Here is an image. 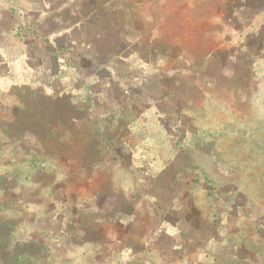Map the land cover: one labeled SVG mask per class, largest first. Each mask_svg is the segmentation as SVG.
I'll list each match as a JSON object with an SVG mask.
<instances>
[{
  "label": "rangeland",
  "instance_id": "374dc122",
  "mask_svg": "<svg viewBox=\"0 0 264 264\" xmlns=\"http://www.w3.org/2000/svg\"><path fill=\"white\" fill-rule=\"evenodd\" d=\"M219 9L0 0V264H264V61Z\"/></svg>",
  "mask_w": 264,
  "mask_h": 264
},
{
  "label": "crops",
  "instance_id": "0c3cea01",
  "mask_svg": "<svg viewBox=\"0 0 264 264\" xmlns=\"http://www.w3.org/2000/svg\"><path fill=\"white\" fill-rule=\"evenodd\" d=\"M225 6L230 17L224 16ZM219 8L220 26L232 32L228 46L238 52L247 48V61L252 64L264 61V0H219Z\"/></svg>",
  "mask_w": 264,
  "mask_h": 264
},
{
  "label": "trees",
  "instance_id": "16d2710c",
  "mask_svg": "<svg viewBox=\"0 0 264 264\" xmlns=\"http://www.w3.org/2000/svg\"><path fill=\"white\" fill-rule=\"evenodd\" d=\"M96 25H97V24H96ZM55 56L57 57V55H55ZM45 120H48V119H47V117H45ZM62 120H63V118H62ZM42 123H44V120H43V122H42Z\"/></svg>",
  "mask_w": 264,
  "mask_h": 264
}]
</instances>
